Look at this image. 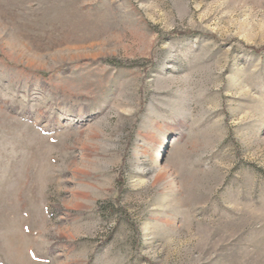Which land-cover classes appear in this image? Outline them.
<instances>
[{"label":"rangeland","instance_id":"obj_1","mask_svg":"<svg viewBox=\"0 0 264 264\" xmlns=\"http://www.w3.org/2000/svg\"><path fill=\"white\" fill-rule=\"evenodd\" d=\"M0 264H264V0H0Z\"/></svg>","mask_w":264,"mask_h":264}]
</instances>
